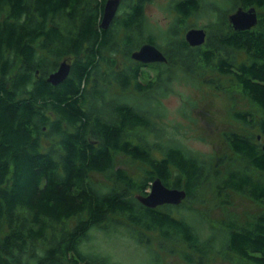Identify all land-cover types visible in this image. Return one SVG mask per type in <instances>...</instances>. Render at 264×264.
<instances>
[{
	"label": "trees",
	"instance_id": "16d2710c",
	"mask_svg": "<svg viewBox=\"0 0 264 264\" xmlns=\"http://www.w3.org/2000/svg\"><path fill=\"white\" fill-rule=\"evenodd\" d=\"M151 1L121 0L103 29L106 0H0V264H119L81 248L92 229L117 226L143 246L158 232L188 264H264V0H172L163 44ZM240 7L256 8L252 29L231 26ZM204 13L215 18L199 25ZM193 27L206 30L203 44L186 40ZM145 43L167 60H134ZM63 59L70 74L53 85ZM177 77L250 103L224 133L230 153L207 157L165 136L162 98ZM156 178L186 199L143 205ZM232 193L257 210H232Z\"/></svg>",
	"mask_w": 264,
	"mask_h": 264
},
{
	"label": "rangeland",
	"instance_id": "374dc122",
	"mask_svg": "<svg viewBox=\"0 0 264 264\" xmlns=\"http://www.w3.org/2000/svg\"><path fill=\"white\" fill-rule=\"evenodd\" d=\"M171 5L172 0H152L147 5L148 22L159 36L160 44L164 43L161 34L169 29L176 18ZM214 18L215 15L208 17L204 13L198 18V24L204 25ZM162 103L166 114L161 118L160 125H165V136L174 137L188 150L207 157L230 153L223 138L225 131L239 125L232 117V113L238 110L245 111L249 109L250 104L244 98H238L236 104H233L228 95H224L213 86L206 85L202 80L181 77H177L171 83L168 94L162 98ZM121 162L122 166L131 173L137 174L140 169L141 163ZM95 179L105 181L102 174L95 175ZM231 200L234 202L232 210L241 213L257 210L247 196L232 193ZM212 212H215L214 216H220L222 208L218 207ZM147 233L152 238L150 246L139 244L126 226H117L109 232L94 228L81 248L84 252L108 256L119 264H154L159 261L162 264H188L178 253L171 254L160 248L159 243L162 238L158 232ZM215 264L222 262L217 260Z\"/></svg>",
	"mask_w": 264,
	"mask_h": 264
},
{
	"label": "water",
	"instance_id": "95a60500",
	"mask_svg": "<svg viewBox=\"0 0 264 264\" xmlns=\"http://www.w3.org/2000/svg\"><path fill=\"white\" fill-rule=\"evenodd\" d=\"M121 0H106L100 26L108 29L113 22ZM229 22L236 31L249 30L258 24V13L255 7L243 9L242 7L231 12L228 16ZM207 32L204 28H190L185 38L192 46H198L206 41ZM132 58L141 63L165 62L166 56L156 45L145 43L131 54ZM71 61L63 59L58 68L48 75V82L58 85L65 81L71 71ZM260 138V136H259ZM187 197L184 188L168 187L160 178L151 183V190L146 195H138L137 198L147 207L155 208L165 204L179 205ZM28 264V263H24Z\"/></svg>",
	"mask_w": 264,
	"mask_h": 264
}]
</instances>
